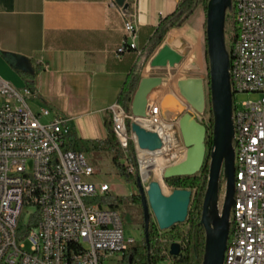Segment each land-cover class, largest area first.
<instances>
[{
    "label": "built area",
    "instance_id": "obj_1",
    "mask_svg": "<svg viewBox=\"0 0 264 264\" xmlns=\"http://www.w3.org/2000/svg\"><path fill=\"white\" fill-rule=\"evenodd\" d=\"M232 3H238L237 34L226 40L237 46V65L230 66V75H235L233 98L247 93L260 99L234 103L233 118H241V128H234L238 189L231 215H238V223H231L230 257H225L224 264H264V0ZM119 10L124 39L116 51L117 59L129 52L139 56V28L127 9ZM31 97L26 87L18 90L0 77V264H103L115 256L123 260L134 242L126 238L121 214L95 202L111 195V186L90 181L96 171L84 153L63 151L70 133L68 121L46 108L32 111L28 105ZM206 109L196 116L209 137L210 113ZM158 110H149L141 123H156ZM110 113L124 165L135 175L128 157L129 143L135 142L128 131L132 116L118 104ZM147 129L163 138L160 129ZM37 211V227L19 242L22 218ZM181 226L175 239L170 237L175 228H158L157 240L165 246L163 254L169 264L179 260L170 255L172 244L182 243L184 255L183 235L190 225L186 221ZM72 238H82L88 261H80V251H64V243Z\"/></svg>",
    "mask_w": 264,
    "mask_h": 264
},
{
    "label": "crops",
    "instance_id": "obj_2",
    "mask_svg": "<svg viewBox=\"0 0 264 264\" xmlns=\"http://www.w3.org/2000/svg\"><path fill=\"white\" fill-rule=\"evenodd\" d=\"M181 1L125 0V7L139 28L140 50L147 46L161 20L172 15ZM120 8L116 0H0V77L18 90L26 87L15 70L13 55L24 57L29 65L38 68L36 95L30 98L34 108L28 102L29 107L36 113L46 108L52 115L67 120L70 133L81 142L107 139L105 121L111 119L110 109L118 104L119 95L137 61L134 52L124 55L122 60L116 56L124 39ZM193 18H197L195 28L188 25L186 29L169 32L165 42L171 51L186 56L198 47L202 10L191 20ZM159 50L143 69L142 79L160 78L149 75L152 60ZM169 58L170 52L165 51L160 62L168 65ZM166 86L167 93L163 89ZM152 94L149 110L158 108L161 122L170 124L171 130L177 129L174 103H169L167 109L161 108L167 94L175 96L184 106L171 84L163 81ZM147 123L144 126L149 128L150 122ZM161 133L164 151L153 156L143 152V158L164 156L168 143L164 132ZM177 135L184 147L178 129ZM119 187L122 198L135 196L138 191L132 184L119 183Z\"/></svg>",
    "mask_w": 264,
    "mask_h": 264
},
{
    "label": "water",
    "instance_id": "obj_3",
    "mask_svg": "<svg viewBox=\"0 0 264 264\" xmlns=\"http://www.w3.org/2000/svg\"><path fill=\"white\" fill-rule=\"evenodd\" d=\"M125 7V0H116ZM229 10H233L232 0H209L206 11L205 35L209 61L208 83L204 79L192 78L178 82V89L184 106L171 94H167L161 104L167 109L174 103L176 126L185 147V157L164 169L162 182L173 178L195 177L203 169L209 157V179L205 194L201 225L205 231V252L202 264H224L227 241L231 230V212L235 198V150H234V98L230 76V53L226 40V21ZM163 52L152 60L153 67L160 62L161 55L170 52L169 64L173 68L185 55L171 51L165 42ZM161 50V51H162ZM19 71H29L31 65L24 57L12 56ZM165 63V62H163ZM163 84L161 78H143L134 96L130 132L138 153L139 176L136 186L141 199L145 224V236L149 240L150 219L153 216L161 231H169L188 221L195 192L173 190L165 193L159 181L145 186L140 152L160 154L165 149L164 139L155 131L147 129L141 120L148 117L149 97ZM206 87L213 113L212 148L207 154L208 130L197 119L207 108ZM225 179L223 202L221 205L220 183ZM170 255L182 258L179 244H172Z\"/></svg>",
    "mask_w": 264,
    "mask_h": 264
},
{
    "label": "trees",
    "instance_id": "obj_4",
    "mask_svg": "<svg viewBox=\"0 0 264 264\" xmlns=\"http://www.w3.org/2000/svg\"><path fill=\"white\" fill-rule=\"evenodd\" d=\"M208 2L209 0H182L178 8L172 15L161 20L157 30L149 40L147 46L140 50L141 54L139 56L136 54L137 61L134 64L132 71L129 74L127 81L118 98V105L121 106L127 114L131 115L133 99L142 80L143 69L151 60V58L155 55V53L159 50V48L163 45L169 32L172 29L184 28L187 23L191 20V18L195 15V13L199 10H202L206 16ZM237 27L238 22L236 19L235 10L233 8V11L227 17L226 33H228L230 37L233 38L237 34ZM205 58L209 67V61L207 56V43ZM15 70L23 78L26 84V88L30 91L32 96H35V78L38 74L39 69L31 66V69H29V71H19L16 68ZM209 113L210 127L209 137H207V145L209 147L210 153V150L212 148L213 129V113L211 107L209 108ZM130 124L131 121L128 122V131L131 134ZM105 126L107 129V139L105 141L81 142L76 138L74 134L69 133L64 140L63 151H74L81 152L84 154H89L98 151L106 152L112 157V162L113 165L116 167L118 175L123 178L127 184L136 185V180L139 176V161L135 144L133 142H130L128 146V157L131 160V163L136 171L135 175H131L126 169L125 165L121 163L122 159L124 158V153L114 132L112 120H106ZM209 162L210 160L208 157V160L205 162L203 169L195 177L173 178L166 181V185L172 190H191L195 192L194 201L192 203L188 218L190 230L186 235H183L184 255L180 260H176L175 264H202L203 262L206 239L204 228L201 225V219L209 179ZM220 189H225L224 177L221 180ZM125 200L126 199L116 198L109 195L105 198L97 199L95 200V202L117 210ZM128 200H131L133 203L136 204H141V199L139 195L132 196L128 198ZM39 220V211H37L33 215H30V218L27 222L25 221L24 217L22 218L20 227L17 232V239L19 242L25 240V238L29 235L30 231L37 227ZM143 227L145 229V224ZM179 234L180 233L178 232V228L176 226L170 234V237L172 239H175L179 236ZM148 236L149 240L147 242L144 231V239L141 245L139 247H135V244H132L129 247L128 253L123 258L124 262H126L127 264H161L165 260L166 257L163 254L165 246L159 243V241L157 240L158 227L152 218L150 219ZM176 244H179L182 249V243Z\"/></svg>",
    "mask_w": 264,
    "mask_h": 264
},
{
    "label": "rangeland",
    "instance_id": "obj_5",
    "mask_svg": "<svg viewBox=\"0 0 264 264\" xmlns=\"http://www.w3.org/2000/svg\"><path fill=\"white\" fill-rule=\"evenodd\" d=\"M232 10L228 13H231ZM206 22V16L205 13L202 11V18H201V25H200V34H201V40L196 49H193L190 54H186L183 59L175 65V67H171L170 64L166 63H156L149 73L150 76H157L160 77L163 81L169 82L172 86V90L177 96L183 101L179 94L178 89V82L181 80L186 79H192V78H200L204 79L205 83H208V65L205 58V52H206V43H205V30L203 27L205 26ZM190 25L191 27H196L197 25V18H193L189 24L183 28L186 29ZM182 29V30H183ZM226 36H230L228 33H226ZM168 39V38H167ZM165 46V43L162 45L161 49L159 50V55L163 52L162 48ZM162 50V51H161ZM158 54V53H157ZM6 60V59H5ZM193 63L192 66H190ZM164 91L167 93V86L163 87ZM206 95H207V111H209L210 108V102H209V93H208V87H206ZM260 99L259 95L255 94H247V93H240L234 96V103L235 105H241L245 102L250 101H258ZM28 102L34 108L32 99H28ZM184 102V101H183ZM47 120H43V123H46ZM175 143H176V149H177V156L171 157L166 159L165 161H162L161 163L158 162L155 163V170L151 169L148 173H144L145 175V186L148 187L150 183L159 181L165 191V193H171L173 190L169 188L166 183L163 184L161 181V175L163 172V169L173 163H176L180 161L183 158L185 149L184 147L179 143L177 140V129L172 128ZM88 162L91 164V166L95 169L96 175H94L90 181L101 184V183H107L112 188V197L126 199L123 201V204L119 206L117 209L122 217L124 229H125V235L126 238L131 239L135 247H139L144 239V217H143V208L141 204L133 203L131 200H128V198H122L123 193L122 189L119 187V183H126V181L121 178L118 175V172L116 170V167L113 165L112 157L108 153H94V154H85ZM140 159L142 160L143 157ZM121 163L125 164V158L122 159ZM143 171V167H142ZM194 192V191H193ZM222 194H224V190H222ZM139 195V191H137L135 196ZM34 212H32L33 214ZM25 221L27 222L30 218V215H24ZM153 221L156 224V221L154 217H151ZM178 232H180L183 228L181 225L177 226ZM27 251H29V247L27 248ZM166 260V258H165ZM164 260V261H165ZM103 264H127L122 260V256H115L108 258L104 261ZM161 264H169L167 261L162 262ZM172 264H175V261L172 262Z\"/></svg>",
    "mask_w": 264,
    "mask_h": 264
},
{
    "label": "bare ground",
    "instance_id": "obj_6",
    "mask_svg": "<svg viewBox=\"0 0 264 264\" xmlns=\"http://www.w3.org/2000/svg\"><path fill=\"white\" fill-rule=\"evenodd\" d=\"M232 4H233V8L235 10L236 19L238 22V3H232ZM227 48H228V51L230 53V58H231L230 66L237 65V46H235V44H227ZM230 76H231V84H235V75H230ZM152 96H153V94L150 95V99L152 98ZM151 106H153V105H151ZM155 118H156L157 122L155 123L154 120L150 121V127L149 128L150 129H160L161 130L160 132H164L165 137L167 139L168 146H167V149L165 150L164 156L162 158H158L155 156L152 157L153 156L152 155L151 157L145 156L141 160V164L143 167V175H144V173H148L149 170H151V169L155 170V163L158 162V164H159V162L161 163L162 161H165L168 158L177 156L176 143L173 139L174 135H173V131L171 130V125L170 124H163L161 122V119L159 116H156ZM233 122H234V128H241V118H233ZM145 124H148V123L145 122ZM142 153L143 152H140L141 158H142ZM149 155H151V154H149ZM184 157H185V152H184L183 158ZM164 169H163V172H164ZM163 172L161 175V181H162ZM144 178H145V175H144ZM235 189H238V180H235ZM231 223H238V215H231ZM64 251H80V261H88L89 251H88V248H82V238H72L71 241L65 242L64 243ZM225 257H230V240L227 241V248H226V252H225Z\"/></svg>",
    "mask_w": 264,
    "mask_h": 264
},
{
    "label": "flooded vegetation",
    "instance_id": "obj_7",
    "mask_svg": "<svg viewBox=\"0 0 264 264\" xmlns=\"http://www.w3.org/2000/svg\"><path fill=\"white\" fill-rule=\"evenodd\" d=\"M207 143H208V140H206V146H207V154H209V147H208ZM222 178H223V177H222ZM222 193H223L222 190H220L221 205H222V202H223V195H224V194H222Z\"/></svg>",
    "mask_w": 264,
    "mask_h": 264
}]
</instances>
